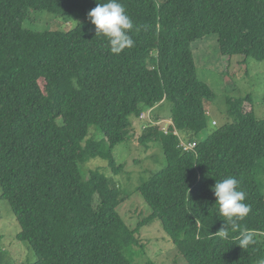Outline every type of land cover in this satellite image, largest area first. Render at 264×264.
<instances>
[{
	"label": "trees",
	"instance_id": "trees-1",
	"mask_svg": "<svg viewBox=\"0 0 264 264\" xmlns=\"http://www.w3.org/2000/svg\"><path fill=\"white\" fill-rule=\"evenodd\" d=\"M105 2L0 0V198L20 227L16 239L29 244L32 264H133L126 252L143 248L141 229L158 220L186 264H257L264 119L251 96L228 99L224 125L212 121L202 136L214 94L199 80L193 44L216 35L224 74L234 57L264 61V0H119L134 46L118 55L88 19ZM31 12L77 24L25 29ZM91 126L102 139L86 140ZM136 133L142 147L160 146L166 165L137 187L151 214L132 229L118 213L127 194L112 178L124 170L113 151ZM92 159L107 163L109 177L98 169L83 177ZM229 176L251 212L223 239L212 188ZM244 230L256 241L247 248Z\"/></svg>",
	"mask_w": 264,
	"mask_h": 264
},
{
	"label": "rangeland",
	"instance_id": "rangeland-1",
	"mask_svg": "<svg viewBox=\"0 0 264 264\" xmlns=\"http://www.w3.org/2000/svg\"><path fill=\"white\" fill-rule=\"evenodd\" d=\"M76 24V21L66 23L60 15L31 12L23 27L35 31H67ZM193 52L199 80L206 83L214 94V99L210 102L212 103L210 113L207 116L208 130L202 136H207L215 129L211 125L212 121H215L219 127L224 125L228 99L251 96L256 118L264 119V61L234 57L231 60V67L224 74L221 72L222 56L219 53L216 35H210L195 42ZM146 113L141 115L143 124L144 120L148 118ZM143 115L145 116L143 117ZM160 117L162 120L169 119L168 116ZM164 123L167 124L166 121ZM140 133H136L137 136L134 135V138L130 137L128 144L125 142L117 145L113 151L117 163L122 164L124 170L112 178L127 194V200L119 206L118 213L132 229L138 222L151 214L150 208L140 193L136 192L137 187L166 165L159 145L149 143L147 148L140 145L138 142ZM175 135L178 133L176 132ZM88 139L95 141L102 139V134L97 126L90 127L86 140ZM83 166V169L81 166V172L85 179L88 178L89 172L95 169L107 177H109L108 174L110 175L107 163L101 159H92ZM257 181L264 196V159L257 163ZM19 231L20 227L10 206L0 198V264H32L35 262L36 257L29 244L16 239ZM139 235L143 248L135 247L126 252V256L133 264L147 261L155 264H186L158 220L144 226Z\"/></svg>",
	"mask_w": 264,
	"mask_h": 264
},
{
	"label": "clouds",
	"instance_id": "clouds-1",
	"mask_svg": "<svg viewBox=\"0 0 264 264\" xmlns=\"http://www.w3.org/2000/svg\"><path fill=\"white\" fill-rule=\"evenodd\" d=\"M88 19L94 26L95 35L106 38L112 54L118 55L134 46V40L130 35L134 24L119 0L97 3V6L89 11ZM239 187V181L229 176L216 181L212 188L216 199L217 215L225 218L224 224L215 235L223 239L228 238L229 227L233 231L237 230L238 221L251 212V205L245 202L246 193L239 190ZM238 240L241 248H247L256 243L253 235L247 230L240 231ZM257 264H264V258L258 259Z\"/></svg>",
	"mask_w": 264,
	"mask_h": 264
},
{
	"label": "built area",
	"instance_id": "built-area-1",
	"mask_svg": "<svg viewBox=\"0 0 264 264\" xmlns=\"http://www.w3.org/2000/svg\"><path fill=\"white\" fill-rule=\"evenodd\" d=\"M145 115H143L144 117ZM182 146L185 150H188V149H191V148H194L195 147V144H184L182 143Z\"/></svg>",
	"mask_w": 264,
	"mask_h": 264
},
{
	"label": "bare ground",
	"instance_id": "bare-ground-1",
	"mask_svg": "<svg viewBox=\"0 0 264 264\" xmlns=\"http://www.w3.org/2000/svg\"><path fill=\"white\" fill-rule=\"evenodd\" d=\"M161 121V120H160ZM170 126V125H169Z\"/></svg>",
	"mask_w": 264,
	"mask_h": 264
}]
</instances>
